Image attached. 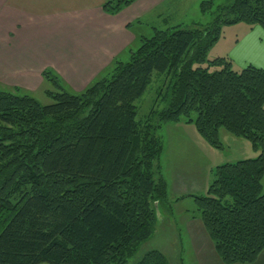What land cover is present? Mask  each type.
Segmentation results:
<instances>
[{"label": "trees", "instance_id": "trees-1", "mask_svg": "<svg viewBox=\"0 0 264 264\" xmlns=\"http://www.w3.org/2000/svg\"><path fill=\"white\" fill-rule=\"evenodd\" d=\"M135 1L107 0L102 9L117 14ZM200 10L217 14L153 28L81 92L67 91L50 69L41 73L59 90L46 91L50 104L0 88V264H127L170 200L160 130L182 122L213 147L223 148L224 130L258 151L213 167L206 190L188 195L224 264L256 260L264 249V68L207 52L223 25L264 30V0H204ZM153 72L170 78L168 103L138 119L135 102ZM132 264L170 262L148 249Z\"/></svg>", "mask_w": 264, "mask_h": 264}, {"label": "crops", "instance_id": "crops-1", "mask_svg": "<svg viewBox=\"0 0 264 264\" xmlns=\"http://www.w3.org/2000/svg\"><path fill=\"white\" fill-rule=\"evenodd\" d=\"M105 1L0 0V88L29 90L41 82V73L50 69L60 76L65 88L81 92L103 76L114 59L127 56L130 47L138 41L139 35L130 25L132 21L153 13L156 21L166 22L174 18V9L188 4L186 0H171L170 5H167L169 0H136L119 13L108 14L102 9ZM234 26L240 33L239 38L232 40L225 52L215 55L228 56L238 67L253 64L264 68V30L259 25L250 28L241 22ZM176 130L178 134L184 133L183 129ZM219 134L223 142L234 141L247 150V156L227 158L221 163L258 155V151L242 139L232 137L224 130ZM162 136L165 160L160 165L170 200L169 210L160 211L157 221H165L163 216L168 214L173 216L172 222L178 231L174 238L179 242L177 246L183 257L179 259L180 264H224L202 221L192 217L189 210L174 211L170 205L179 203L177 198L186 193L204 192L211 179L209 172L221 163H215L218 160H210L205 155L200 161L196 152L188 151L185 160L176 161L177 165L173 162L166 168L169 160L185 147L180 139L171 146L166 133L162 132ZM191 164L195 167L190 168ZM262 181L264 174L261 179L263 189ZM250 264H264V249Z\"/></svg>", "mask_w": 264, "mask_h": 264}, {"label": "rangeland", "instance_id": "rangeland-1", "mask_svg": "<svg viewBox=\"0 0 264 264\" xmlns=\"http://www.w3.org/2000/svg\"><path fill=\"white\" fill-rule=\"evenodd\" d=\"M170 1L171 0L167 2V5L171 4ZM186 1L188 3L186 7L184 6L180 9L179 8L174 9L173 19H169L166 22H162L160 20L156 21L157 18H155L154 14L152 13L146 16L145 18H140V19L138 18L137 20L132 21L130 23L131 28L137 33V35H139V37L142 35L149 37L152 35L154 30L153 28L155 27L163 29L174 26L175 24H179L182 27H187L193 25L196 22H201V23L209 22L214 18V14H217V12L212 13L213 10L212 11L210 10L206 13L201 12L200 4L204 0H186ZM226 1L230 2L232 0H214V5L216 6L218 4L225 3ZM174 21L176 23H173ZM234 25L235 24H226L222 26L221 28L222 37L218 40L217 42L218 44H214L211 47V49L207 52L208 59H212L215 56H217L215 55L217 54V52L219 54L225 52V50L229 48V45L232 44L231 41L235 40L236 38H239L240 33L236 30L237 28ZM242 25H246V24L242 23ZM139 44L140 42L138 40L133 46L130 47L131 50H135L139 46ZM128 58H129V51L127 52V56L121 57L120 60L125 61L128 60ZM169 82H170V78L168 76L159 74L158 72H153L151 76V82L145 89L142 96L139 97L135 102L137 106L138 119L146 118L149 115L152 108L162 109L167 105L169 98L167 87L169 85ZM21 89L23 91L26 90L23 88ZM65 89L71 92L68 88ZM47 90H50L52 92L59 91L58 88L51 81H47L42 78L41 82L37 83L35 86L31 87L27 91L39 103L46 105L53 102L52 98L47 95L46 93ZM179 128L184 130V133L182 135L180 133L179 135L177 132H175L177 131L176 129ZM160 132L166 133L167 136L166 138L168 142L171 143V146H173V144H177L178 139H180V141L183 143V147H185L183 152L179 154L177 153L172 159L169 160V162L166 165V168L169 165H171L173 162H175V164L177 165L178 163L176 161L185 160L188 156V151H190V153L192 154L193 152H196L200 156V161L202 160V156L205 155L206 157L208 156L210 160H218V161H214L215 163H221L224 160H227V158L231 160L232 158L235 157L237 158V156H247L246 155L247 150L245 149V147L241 146L240 144H237L234 141L231 142L224 141L225 148L213 147L198 133L194 124L192 123L182 122L181 125L179 126H175L172 124L169 129L162 127ZM239 139H242L241 141H244V143L251 145V143L248 140H245L243 138H239ZM221 142L224 143L222 140ZM164 160H165V150L162 151L160 155L159 163L163 164ZM189 167L194 168L195 165L191 164L189 165ZM209 175L211 176L210 172ZM262 182H263L262 190L264 191V181ZM195 192L196 194L198 193L197 191ZM187 194L188 193L184 194V196L180 198L179 203H174V204L170 203L172 204L171 207H173L174 211L177 210L192 211L194 209L193 200ZM167 204L163 206V212L165 210L166 212L169 210V207L168 208L166 207ZM168 216L167 217L166 215L163 216V219L166 218L165 221H159V220L157 221V224L155 225L154 231L150 236V238L142 244V246L136 252L135 256H133V258H130L127 261V264H132V262L140 258L143 252L148 249L160 250L167 257L170 264H180L179 259L182 257V255L180 254L181 248H178L177 244H179V242L177 241V238L176 239L174 238L175 236H178V231H175V226L174 223L172 222L173 216L169 214Z\"/></svg>", "mask_w": 264, "mask_h": 264}]
</instances>
